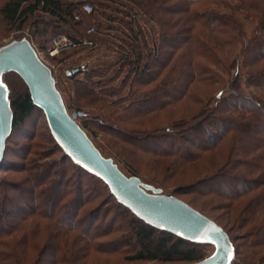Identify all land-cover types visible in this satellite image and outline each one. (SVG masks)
I'll list each match as a JSON object with an SVG mask.
<instances>
[{
	"label": "rangeland",
	"instance_id": "1",
	"mask_svg": "<svg viewBox=\"0 0 264 264\" xmlns=\"http://www.w3.org/2000/svg\"><path fill=\"white\" fill-rule=\"evenodd\" d=\"M9 1L0 0V47L14 39L28 37L42 59L52 68L57 86L71 113L76 112L75 105L80 103L76 79H83L85 75L77 74L78 69H99L101 76L94 77V80L108 83L111 89L119 88L116 96H109L107 90L101 92L99 95L104 99L101 101L91 96V89L88 87L83 91L88 90L89 93L86 91V94L90 96L83 95V91L80 93L93 103H80L84 115L78 121L83 127L87 123L89 129L84 128L101 152L112 157L126 174L137 175L144 182L161 188L165 194L182 199L223 226L238 248L237 264H264V238L257 237V233L250 231L256 222L264 224V208L254 210L256 206L251 200L263 195L264 175L252 165L253 161H248L244 156L245 150L238 160L233 159L235 162L227 158L230 149L225 144L217 149L200 151L201 143L211 144V139L200 128L195 130V142L193 140V143H186L188 151L194 154V159L191 160L176 156L160 157V151L166 149L174 152V146L184 154L179 139H165L162 143L155 141L154 145L139 142V139L156 130H169L182 120H192L206 107L210 111L214 107L218 108L217 115L225 117L231 114L235 117L245 116L246 108H253L255 111L259 109L255 104L254 107L249 103L241 105V99L234 96L226 100L234 91L256 98L264 96V79L255 81L259 87L255 84L253 87L246 85V81H254V78L244 76L241 77L239 86L233 84L234 76L241 67L238 66L236 70L230 68V74L220 72L225 80L224 84H192L188 89L189 95L183 101L182 97L174 99L167 111L157 110L149 114L166 96L156 91V98L147 100L148 93L156 86V82L148 81L151 74L158 71L162 75L166 73L165 70L162 71L160 62L166 59L167 54L176 50L175 55L180 59L176 62L183 60L188 65L191 57L194 58L188 46L181 45L184 33L187 32L185 28L189 27L191 9L203 11L204 8H217L224 11L222 7H217L216 3L219 2L201 0L191 8L192 1L189 0H161V7L150 10L147 16L142 13L145 8L139 6L140 11L131 0H61L64 3L74 2L75 7L85 2L94 5L95 12L90 15L82 14L79 25L61 23L73 34H81L88 27L95 26L97 33L93 38L96 46L68 49L54 59V56L45 51L46 46L43 47L40 41H50L56 29L51 28L42 36L35 34V31H43L44 27H34L36 24H30L22 30L10 27L1 15V9ZM25 1L29 3L32 0ZM223 1L235 3V0L221 2ZM37 15L45 20L55 21L50 15ZM151 16L158 18L150 19ZM168 19L175 26L166 41V54L163 52L162 56L159 55L156 60L153 56L151 60L146 55L150 52L159 54L161 24L165 25L164 21ZM251 24L248 22V28H251ZM139 31L140 35L144 33L143 38H140L144 59L138 68L142 77L135 82V72L124 61L127 55L132 54L130 45ZM46 44L50 49L51 43ZM179 44L181 46L176 48ZM233 50L235 48L222 49L219 54L222 62H233ZM183 68L184 71L177 74L181 75L178 83L168 89L173 95L180 94L181 89L191 80L190 74L196 70V66L190 65ZM254 70L255 68H251V71L250 68L245 69L250 71L249 74ZM162 78L163 76L160 80ZM4 79L9 85L10 96L22 93L26 88L15 73L5 74ZM109 79L112 81L109 82ZM220 91L224 93L222 96H218ZM140 99L146 100L145 103L136 105V108L134 106L129 111L124 110ZM116 100L119 104L112 107ZM232 105H236L237 110ZM138 111L140 114L144 113V116H139ZM257 119L251 127L252 133L241 137L243 149L262 141L264 145V118L257 116ZM257 132L260 133V139L256 138ZM7 145L4 165L0 169V264H163L134 259L133 255L140 249V245L135 234L133 215L111 196L104 184L97 185L91 175L85 171H76V166L63 159V154L55 150L42 109H37L23 125L12 131ZM44 162L50 163L54 171L62 169L68 186L63 184L56 188L52 184H35L36 177L27 168ZM31 171L34 172L33 169ZM251 179L259 181L250 183ZM242 188L255 190L242 199L233 201L231 195L241 192ZM66 193L68 194L63 197L60 205L59 197ZM70 202L71 210L68 207ZM81 206L80 214L76 216L75 212ZM33 210L40 211L47 218L30 216ZM70 225L73 227L70 228ZM6 240L8 242L5 243ZM215 248L214 244L203 246L206 256L211 255ZM181 263L184 262L171 264Z\"/></svg>",
	"mask_w": 264,
	"mask_h": 264
},
{
	"label": "trees",
	"instance_id": "2",
	"mask_svg": "<svg viewBox=\"0 0 264 264\" xmlns=\"http://www.w3.org/2000/svg\"><path fill=\"white\" fill-rule=\"evenodd\" d=\"M131 1L135 5H137L138 8L140 7L142 9L145 8L143 9L144 12H142L144 15H147L150 10L153 11L155 7L156 8L161 7L160 4L161 0H131ZM189 1H192L190 3L192 8L194 3L201 0H189ZM221 1L222 0H216L215 2H219L216 3L217 7L218 8L222 7L224 11L218 10L217 8H204L203 11H192L191 9L190 19L188 20L189 27L185 28L187 32L184 33L183 36L184 40L181 45L186 47L188 46V49L192 51V54H194V58L191 57V59L188 61V65H190V67L196 66V70H194L193 73L190 74L191 80L187 82V85H185L183 89H181L180 94L173 95L171 92H169L168 89L172 87L175 83L176 84L178 83L179 79L181 78V75H177V74L180 72L182 73L184 71L183 66L188 67V65L185 62L183 63L182 62L183 60L176 62V60H180L175 55L176 54L175 52H177V50L175 52L167 54L168 56H166V59L160 62V64L163 67L162 71L165 70L166 73H163L162 75L160 71H158V73L154 72V74H151L150 78L148 79V81L151 83L156 82V86L155 88H153L155 90L152 89L153 91L151 90V92L148 93L147 96L149 97H147V100L155 99L157 95L156 91L161 94L164 93L166 94V96H164L163 98L164 100H161L158 105L156 104L157 105L156 107L150 110L149 114L157 110H161V112L167 111L172 106V102L174 99H178L182 97V101H183L184 98H186L189 95L188 89L192 84L195 83L198 85H217L218 83L224 84L225 80L223 77L220 76L221 74L220 72L222 71L230 74L231 72L229 71L230 68L236 70L238 66H241L240 68H238V72L234 76L233 84L239 86L240 85L239 81L241 77L244 76L247 77L248 79L254 78V81L249 80L245 82V84L246 85L248 84L249 87H253L254 84L256 87L260 86L255 81H262L264 79V63H262L264 62V50H261L264 47V0H235L234 4L233 2H227V1L221 2ZM26 3L27 2L25 0H10L9 2H7L1 9V15L4 22L8 24L10 27L20 30L25 29L26 26H29L30 24H33L32 26L36 24V26L34 27L37 28L43 26L44 27L43 31L40 30L35 31V34L37 35L41 34L42 36H44V34L47 31H49L51 28L56 29L54 35H57L59 33L72 34L71 32L65 29V27L62 25L61 22L63 23L69 22L72 23L73 25H79L81 23V21L77 22L74 21L73 19L74 18L73 12L76 6V3L74 2L64 3L61 0H32L31 2L27 4ZM38 13H41V16L50 15L52 18L55 19V21L45 20L43 17L38 16L37 15ZM156 18H158V16H156ZM156 18L155 16L150 17V19H156ZM248 22L252 23L251 28H248L247 25ZM164 23L165 25L161 24V34H160L161 40H160V46L158 48L159 51L157 50L159 54L156 55L157 52L155 53L150 52L146 55V57L149 56L151 60L153 56H155L154 60H156V58H158L159 55L162 56L164 53L166 54V51H164L166 50L165 48L166 41L168 40L169 32H171L172 28L175 25L171 23L169 19L166 22L164 21ZM143 34L144 33L142 32V35H140V31H139L140 36L138 34L137 37L134 36L133 43H131L130 45L132 49L131 50L132 54L127 55L124 61V63L130 66L131 71L133 70V72H135L134 73L135 76L133 77V79H135V82L137 79H139V77H142L141 76L142 73L138 71L139 70L138 68L141 66V61L144 59V55H143L144 50L141 49V45H140V38L141 39L143 38ZM49 40H51V38ZM46 42L48 44L50 43V41H40V44H42L43 47L46 46L45 51L49 52V47H47ZM181 45L179 44V46H177L176 48L180 47ZM234 48L235 50L233 51H235V54L233 56V62L231 64L222 62V58H220L219 56V54L222 53V49L230 50ZM189 50H187V54ZM64 53L65 52L61 53L60 55H57L56 57H54V59H57L59 56H61ZM150 62L148 63V65L150 64ZM246 68H250V71L251 68H255V70L253 71V73H250L251 74L250 75L249 74L250 71H245ZM88 71L89 69L77 70V74L79 73L85 74L83 79L80 78L76 79V84H77L76 90L79 93L78 95H79L80 103H84V104L93 103L91 102V99L87 100L81 96L80 93L81 91H83V89H85V87L91 89L90 90V92L92 93L91 96H93V98L96 99L97 101H101V99L104 100L103 97H101L99 94L105 90H107L109 96L118 95L119 88L111 89L109 85H107L108 83L103 84L101 80L100 81L94 80V77L101 76V74L99 73L100 72L99 69L94 68L90 70L89 73L87 74ZM243 72L245 73V75ZM9 73L17 74L16 72H9ZM17 75L20 77L19 74ZM162 76L163 78L160 80V77ZM128 78L130 79V75H128ZM22 81L24 82L23 79ZM110 81H112V79H109V82ZM102 86H104V88L106 89H104ZM86 91L87 93H89L88 90ZM86 91L85 92L83 91L82 94L87 97L90 96L86 94ZM223 94H224L223 91H220V93H218V96H222ZM229 96H228L229 98L226 100H229L234 96L241 99L240 101L241 105L244 106V103H249L250 105L253 106L255 104L259 107V109L257 108V110L255 111L252 110L253 108H250V110L246 108L245 116L243 115L240 117H235L231 114L230 116L225 117V116L217 115L218 108L214 107L210 111V108L206 107L203 108L202 111H200L195 117H193L192 120H182L176 125L175 124L172 125L173 128L169 130H162V131L156 130L154 131L153 134H148L143 138L140 137L141 139H139V142L144 141L154 145L155 141H161L162 143L165 139H179L180 148L184 150V154H181L179 150L173 145L174 152H169L166 151V149H163L164 151L159 152L161 154L160 157L176 156L178 158H183L185 160H191L194 159L193 158L194 154L192 153V151H188L186 147V143L188 141L193 143V140L195 142V140L197 139L196 135L194 134L196 132L195 130L200 128V131L207 134L208 138L211 139L210 140L211 144L209 145H204L203 143H201V146H199L200 151L217 149L225 144L229 147L230 155H231V156L229 155L227 158L228 159L231 158V160L235 159L236 161L238 160V158H240L241 155H243V152L245 150L246 152L244 156L247 157L248 161L249 160L253 161L254 164L252 165L258 171H261L264 175L263 141L256 143L255 145H253V147L245 148V149H243L241 145V137L243 138L244 136H249L252 133L251 127L254 121H258L257 116H259L261 119L264 118V100H263L264 96H262V98L261 97L256 98L249 94H245V95L239 94L238 91L231 92ZM10 100L14 112L13 130L23 125V123L28 118H30L37 109H39V107H37L34 104L27 85L22 93L11 95ZM145 101L146 100L144 99L137 100L135 101V103H132L124 110L129 111V109L133 108L134 106L136 108V105L139 106L145 103ZM77 103L78 105H75L76 111L83 112L82 104H80L79 102ZM118 104L119 103L116 100L114 101V104H112L111 106L114 107L115 105ZM232 107L235 108L237 106L232 105ZM233 108L231 109L233 110ZM140 111H138L139 114L141 113ZM142 114H140L139 116H144ZM149 114H147V116H149ZM86 115L87 113H85V116ZM84 127L85 128L88 127L87 123H84ZM256 134H257L256 138L260 139L261 138L259 136L260 133L257 132ZM51 138L55 150L63 154L62 155V157H64L63 159H67V161H69L73 166H76L75 167L77 169L76 171L79 170L85 171L86 173L92 176V178L95 180V183L97 185L104 184L105 187L109 189V187L101 179L89 173L78 164L74 163L72 159L69 157V155L66 154L64 150L60 147V145L56 142L52 134H51ZM235 161L233 160V162ZM3 165L4 164L2 162L0 169L3 168L2 167ZM31 166L32 167L27 166L28 167L27 170H29V172L33 175V177H36V180L34 181L35 184L40 186L46 184H52L56 188L61 187L63 184L68 186L65 172L62 169H60V171H54L53 170L54 167L50 166V163L47 162H44L42 165L34 164ZM31 169H33L35 173L34 172L32 173ZM53 176L56 177L53 178ZM258 181L259 180L257 179H253V180L251 179L250 183L258 182ZM243 189L244 188L241 189L242 190L241 192L235 195H231L233 201L242 199L245 195L247 196V194L252 193L255 190V189H244V190ZM43 190H45V188ZM67 194L68 193L61 195L59 197L60 205L62 204L61 200ZM110 194L112 197H114L111 191ZM257 198L258 196L251 199L253 201L254 206H256L254 208V210L256 211L260 210L261 208H264V193L258 199ZM68 207L71 210V202L68 204ZM123 207L133 215L134 228L136 230L135 234L137 236V240L140 245V249L133 255L134 259L143 260L145 262H160L163 264H171L175 262H184V263L197 262L207 257L203 249V246L212 245V244L190 241L179 235H175L168 231L155 228L147 224L139 217H137L127 207L125 206ZM81 209L82 206L79 208L78 211L75 212L76 216L80 214ZM37 215L46 217L40 211L37 210H33L32 214H30V216H37ZM72 227L73 226L70 225V228ZM250 231L257 233V237L259 236L261 238H264V224H261V221L256 222ZM4 242L6 243L8 241L6 240ZM233 244L235 247V257L233 258L231 264H237L236 255L238 253V248H236L237 246L235 245L234 242ZM7 258L8 260H11L10 262H12V259L10 257ZM16 263L20 264L19 262ZM240 263L242 262H239V264Z\"/></svg>",
	"mask_w": 264,
	"mask_h": 264
},
{
	"label": "water",
	"instance_id": "3",
	"mask_svg": "<svg viewBox=\"0 0 264 264\" xmlns=\"http://www.w3.org/2000/svg\"><path fill=\"white\" fill-rule=\"evenodd\" d=\"M9 72H16L24 80L64 152L74 163L101 179L120 204L155 228L190 241L215 245V251L203 260L181 264H231L235 247L223 226L182 199L165 194L137 175L126 174L112 157L101 152L78 121L84 112H70L52 68L27 37L0 47V166L13 130L10 88L4 79Z\"/></svg>",
	"mask_w": 264,
	"mask_h": 264
},
{
	"label": "built area",
	"instance_id": "4",
	"mask_svg": "<svg viewBox=\"0 0 264 264\" xmlns=\"http://www.w3.org/2000/svg\"><path fill=\"white\" fill-rule=\"evenodd\" d=\"M94 12V5L91 2H85L75 7V10L73 12V19L74 21L80 22L82 21V14L90 15ZM96 33V27L90 26L81 34L59 33L57 35H54L50 40L51 47L49 49V53L55 57L56 55L60 54V52L62 53L63 51L68 49L80 47H95L96 41L93 36Z\"/></svg>",
	"mask_w": 264,
	"mask_h": 264
}]
</instances>
